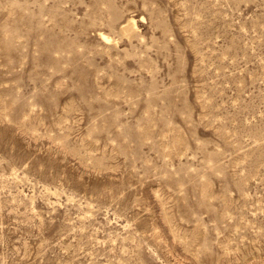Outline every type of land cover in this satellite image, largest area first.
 <instances>
[{
	"label": "rangeland",
	"instance_id": "374dc122",
	"mask_svg": "<svg viewBox=\"0 0 264 264\" xmlns=\"http://www.w3.org/2000/svg\"><path fill=\"white\" fill-rule=\"evenodd\" d=\"M0 264H264V0H0Z\"/></svg>",
	"mask_w": 264,
	"mask_h": 264
},
{
	"label": "bare ground",
	"instance_id": "6f19581e",
	"mask_svg": "<svg viewBox=\"0 0 264 264\" xmlns=\"http://www.w3.org/2000/svg\"><path fill=\"white\" fill-rule=\"evenodd\" d=\"M133 22V24H134V21H132ZM129 23V22H128ZM130 24V23H129ZM131 25V24H130ZM131 27H133V26H131ZM100 36L104 39V40H108L109 38L106 36V35H104L103 33H101L100 34Z\"/></svg>",
	"mask_w": 264,
	"mask_h": 264
}]
</instances>
